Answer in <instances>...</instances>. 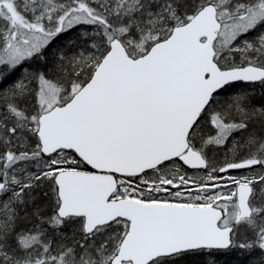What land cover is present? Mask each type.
<instances>
[{
  "label": "snow or ice",
  "instance_id": "obj_1",
  "mask_svg": "<svg viewBox=\"0 0 264 264\" xmlns=\"http://www.w3.org/2000/svg\"><path fill=\"white\" fill-rule=\"evenodd\" d=\"M264 264V0H0V264Z\"/></svg>",
  "mask_w": 264,
  "mask_h": 264
},
{
  "label": "trees",
  "instance_id": "obj_2",
  "mask_svg": "<svg viewBox=\"0 0 264 264\" xmlns=\"http://www.w3.org/2000/svg\"><path fill=\"white\" fill-rule=\"evenodd\" d=\"M220 264H241L240 258L238 256H228L222 257L220 259Z\"/></svg>",
  "mask_w": 264,
  "mask_h": 264
}]
</instances>
